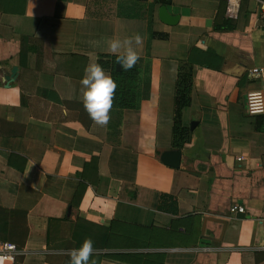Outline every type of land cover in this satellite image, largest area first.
Returning a JSON list of instances; mask_svg holds the SVG:
<instances>
[{
  "label": "crops",
  "instance_id": "1",
  "mask_svg": "<svg viewBox=\"0 0 264 264\" xmlns=\"http://www.w3.org/2000/svg\"><path fill=\"white\" fill-rule=\"evenodd\" d=\"M220 1L170 0L175 25L158 19L156 4L151 30L166 38L149 36L146 14L87 17L89 0H25L21 13L0 11V264H69L89 238V264H264V131L245 107L246 92L264 86L247 76L264 66V0L226 2L235 28L214 30ZM136 35L139 72L129 75L116 69L124 49L113 53L109 43ZM71 55L86 58L81 78L66 74L81 66ZM205 55L212 67L200 64ZM92 63L116 82L113 96L130 91L135 101L112 106L106 125L83 105ZM177 91L189 100L183 141ZM170 150L181 153L178 167L160 160ZM163 194L175 198L176 214L157 209ZM5 242H22L12 258L3 257Z\"/></svg>",
  "mask_w": 264,
  "mask_h": 264
},
{
  "label": "trees",
  "instance_id": "2",
  "mask_svg": "<svg viewBox=\"0 0 264 264\" xmlns=\"http://www.w3.org/2000/svg\"><path fill=\"white\" fill-rule=\"evenodd\" d=\"M107 1H114V0H89L88 6H87V10H86V16L90 17V18H99V19H110V18H114V17H120V16H124V17H139L140 14H129V13H117V14H113L112 12V6L111 4H108ZM117 5L119 8H124V10L128 11H134V9H141L145 8V12H146V18H147V30L149 33L150 37H157V38H166V34H161V33H156L153 32L151 30V23H152V17H153V11H154V7L156 4H168L170 2V0H150V2H148V5H142V4H147V0H116ZM25 0L22 2V5H24ZM19 2L16 1L15 3L13 2V0H0V11L1 12H18L21 13L23 12V6L20 4L18 5ZM18 5V6H17ZM225 7H226V1L225 0H221L219 3V7L217 10V14L214 18L213 21V29L214 30H233L235 28V24L233 20L227 19L225 17ZM204 55V54H203ZM215 58H213L214 62H216V66H214L215 69H219L220 68V64H221V58L217 57L215 55H213ZM71 58H73L74 60L77 59L78 61L81 62V66L80 69H78L77 71L73 72H67L66 74H72L71 76L74 77H78L81 78L82 74H83V68L85 67L86 64V58L83 56H78V55H71L69 56ZM201 61L200 64H204L208 67H212L211 63H210V56L205 55ZM200 60V59H199ZM199 60L194 59V58H190L189 57V61L191 63H197L199 62ZM114 71V68H113ZM121 72V71H120ZM124 73L122 72L120 76H122ZM70 76V75H68ZM118 76V75H117ZM118 76V77H120ZM149 91V83L148 82H144L142 84V97H147V93ZM181 91H177V95L175 97V130L177 128L179 119L181 118V109L183 106H185L186 104L189 103L188 98L186 99L184 94H182ZM123 94V93H122ZM117 97V95L115 96ZM113 96V100H112V106H119L121 104H125V105H130V106H134L132 103H124L122 102V100H119L117 98H115ZM255 126L257 130H263L264 131V115H258L256 117V122H255ZM22 164L21 166L16 165L19 170H22V167L25 165L26 159H22ZM9 165L14 166V164H12L11 161H9ZM79 193H81V190L79 189ZM1 208V207H0ZM157 209L163 212H168L170 214H176L177 213V203L176 200L173 196L170 195H161L160 199H159V203L157 206ZM3 212V211H2ZM16 212V211H15ZM18 213V212H16ZM25 214V213H24ZM2 215H0V220ZM19 223L15 222L14 226L18 225ZM19 227V225L17 226ZM16 227V228H17ZM22 243V242H21ZM20 244H15V246L18 248L21 246Z\"/></svg>",
  "mask_w": 264,
  "mask_h": 264
},
{
  "label": "clouds",
  "instance_id": "3",
  "mask_svg": "<svg viewBox=\"0 0 264 264\" xmlns=\"http://www.w3.org/2000/svg\"><path fill=\"white\" fill-rule=\"evenodd\" d=\"M140 43L139 35L110 41L111 52L117 53L121 48L124 49V52L116 57L122 70H129L136 64L139 56L133 45ZM81 84L84 86L83 105L89 117L99 125H106L110 119L109 111L117 87L116 82L98 63H92L85 68ZM94 251L92 239H85L80 247L71 250L69 264H89V257Z\"/></svg>",
  "mask_w": 264,
  "mask_h": 264
},
{
  "label": "built area",
  "instance_id": "4",
  "mask_svg": "<svg viewBox=\"0 0 264 264\" xmlns=\"http://www.w3.org/2000/svg\"><path fill=\"white\" fill-rule=\"evenodd\" d=\"M229 5L233 3L236 7L239 0H225ZM260 20L264 23V3H262L259 11ZM249 81H264V66L250 69L247 72ZM245 107L246 111L250 115H264V86L256 87L246 92L245 94ZM230 211L244 212V207L241 205H233L230 207ZM264 247V240L262 243ZM3 257L12 258L17 252V247L13 243L5 242L2 244Z\"/></svg>",
  "mask_w": 264,
  "mask_h": 264
},
{
  "label": "rangeland",
  "instance_id": "5",
  "mask_svg": "<svg viewBox=\"0 0 264 264\" xmlns=\"http://www.w3.org/2000/svg\"><path fill=\"white\" fill-rule=\"evenodd\" d=\"M117 2L118 1H116V0H114V1H107V3L108 4H111V6H112V12H113V14H117V13H129V14H141V16H144L145 14H146V12H145V8H144V6H143V8H141V9H134V11H128V9L127 10H124V8L122 9V8H119L118 7V5H117ZM148 2H150V0H147V4H142V5H145V6H147L148 5ZM99 19V18H98ZM144 65H148V60L145 58L144 59ZM137 64H135L131 69H129V71H130V73H129V75H135L136 74V72H137V70H138V68H137V66H136ZM141 69H143V68H140V70ZM179 74H180V76H179V81H180V78H184V76L187 74V72H186V68L184 67V66H180L179 67ZM138 72H139V70H138ZM142 72V71H141ZM141 72L139 73V77L141 78ZM186 80H187V78H186ZM119 85V84H118ZM124 85L126 86V87H124ZM123 85V89H128L127 88V84H124ZM120 86V85H119ZM122 89V90H123ZM131 94H130V91L128 92V93H125V95H117V97H115V98H117V99H119V100H122V102H124V103H134L135 101H132L131 99L129 100V96H130ZM135 104V103H134ZM180 125H181V118L179 119V122H178V125H177V130L175 131V136H178L179 137V139L180 140H185V139H187V137H188V131H183V130H181V127H180Z\"/></svg>",
  "mask_w": 264,
  "mask_h": 264
},
{
  "label": "water",
  "instance_id": "6",
  "mask_svg": "<svg viewBox=\"0 0 264 264\" xmlns=\"http://www.w3.org/2000/svg\"><path fill=\"white\" fill-rule=\"evenodd\" d=\"M157 16H158V19L166 25H175L179 20V15L178 14H175V15L170 14L167 11V8L165 5H161L157 9ZM116 69L119 70V64L116 65ZM15 72H16V68H13L11 70V75L14 76ZM195 123L196 122H194V121L191 122L190 129H193V127L195 126ZM180 156H181V153L179 150L164 151L160 155V160L170 167H178L179 161H180Z\"/></svg>",
  "mask_w": 264,
  "mask_h": 264
}]
</instances>
